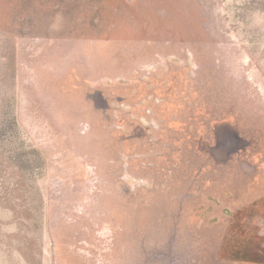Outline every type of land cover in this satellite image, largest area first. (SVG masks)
<instances>
[{"label": "rangeland", "instance_id": "1", "mask_svg": "<svg viewBox=\"0 0 264 264\" xmlns=\"http://www.w3.org/2000/svg\"><path fill=\"white\" fill-rule=\"evenodd\" d=\"M0 264H264V0H0Z\"/></svg>", "mask_w": 264, "mask_h": 264}]
</instances>
